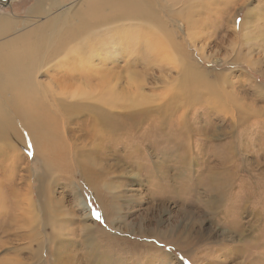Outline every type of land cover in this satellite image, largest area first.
Listing matches in <instances>:
<instances>
[{
	"label": "rangeland",
	"instance_id": "obj_1",
	"mask_svg": "<svg viewBox=\"0 0 264 264\" xmlns=\"http://www.w3.org/2000/svg\"><path fill=\"white\" fill-rule=\"evenodd\" d=\"M182 2L190 12L169 17L164 35L155 25L147 54L134 38L148 23L126 17L93 24L65 48L88 38L69 51L68 65L63 53L41 63L34 80L42 103L32 99L31 112L41 114L65 149L51 148L56 153L48 159L33 153L26 135L25 150L0 138V264H88V251L93 264H264V0ZM38 3L42 13L33 8ZM82 3L10 0L0 6V18L12 20L0 45L8 34H26L28 22L61 11L71 17ZM177 20L192 28L194 43ZM163 40L171 48L159 49ZM148 56L155 61L145 63ZM109 69L119 77H97ZM87 83L88 93L113 86L137 106L109 115L99 100H72L66 88L85 90ZM53 97L66 106L48 118L43 113ZM140 97L150 101L141 106ZM7 100L0 95V115L22 133L20 101ZM101 113L117 114L129 127L96 125ZM220 176L224 185L211 194L206 185ZM83 223L89 237L79 230Z\"/></svg>",
	"mask_w": 264,
	"mask_h": 264
},
{
	"label": "bare ground",
	"instance_id": "obj_2",
	"mask_svg": "<svg viewBox=\"0 0 264 264\" xmlns=\"http://www.w3.org/2000/svg\"><path fill=\"white\" fill-rule=\"evenodd\" d=\"M182 1H185V0H83V3L79 7L80 9L76 10V12L74 11L75 14L73 12V16L71 17L67 14V12L61 11L60 13L56 14V16L51 17L49 20L47 21L45 20V22L43 21L40 24L39 23L37 24V22L36 23L31 22V21L28 22V24H30L31 27H29L30 29L26 32V34L21 33L18 36L17 35L13 36V35L8 34L7 41L0 45V95L6 98L9 97V100L16 99L18 102L20 101V104H19L20 109L22 110L23 108L22 115H21L22 119L20 120L22 121L23 125L21 123L20 124L24 131L20 133L18 128L14 130L12 127V124H10L11 120L9 121L8 116L5 117V114H3V115H0V138L6 139L8 137L9 140L11 139L13 140V142H15V145H18L20 148L25 150L26 144L24 142L23 137L24 135H26L31 142V148H33V153L34 154L41 153L42 155L44 154L45 156H48V159H50L49 155L51 156V154L56 153L51 148L55 146H60L61 144L62 146L60 148L65 149L63 139L60 136L59 138L58 136H54L50 132L49 130L50 127L45 122H43V117L41 116V114L31 112V109L34 108L36 103L40 101L42 103L41 98L43 96L42 97L40 96V94H42L41 93L42 90L37 87L36 82L34 80L35 75L38 73V69L41 63L47 60H54L60 54L63 53V61L66 60L64 64L68 65L70 63L69 60L71 61L74 59L73 55L72 56L69 55V51H73L76 47L78 48L79 46L84 47L88 41V38H83L79 41L78 44L68 47L67 49L65 48L72 42L79 40L81 35L86 34L88 31L94 29L93 24H98L100 21H103V22L113 21L114 22L117 19L126 18V17L131 18L134 22H137L139 24L148 23L149 27L144 26L145 28L143 29L144 36L142 38L141 37L134 38L137 41L144 42L145 48H146V54H147V52L153 49V46L155 45V40L153 38V35L157 33L155 29L156 27L154 28L155 25H157L159 29H161L160 31L164 35V33L166 34L168 30V27L166 26V24H167V20H169V17H172V15L176 14L175 16L180 18L182 17L181 15L183 13L190 12L191 9L187 8L186 6V4L188 3H185ZM192 1H197V0H190V2ZM170 2H173V3L170 4ZM33 8L36 11V13H42L41 10L43 9V5L41 3H38ZM177 21H178L177 24L182 26V29L189 30V31L188 30L186 31L189 32L190 44L194 43L195 38H194V34L191 32L192 28L187 27L184 24H181L179 20ZM22 22H24V20L23 21L21 20L20 24ZM11 23H12V20L9 18H6V19L4 17L0 18V37L8 32V29ZM185 24L186 25L188 24L186 20H185ZM105 25L107 24H102L101 27ZM150 25L153 27H150ZM95 28L99 29V27H95ZM19 31H23L22 26H20ZM159 44H160L159 49L171 48V45L167 43L166 40L160 41ZM173 44H178V43L174 42ZM97 56L100 58L101 54ZM86 57L87 56L85 55L84 58ZM161 58L163 57H159L158 59H161ZM174 58L176 57L174 56ZM89 59H92V58H89ZM97 60L100 61V59H97ZM149 60H151L152 62L155 61L152 57L148 56L146 57L145 63L149 62ZM176 60H178V57L176 58ZM76 62L78 65L82 66L83 70H86L81 60L78 59ZM178 63L179 62L177 61V63L175 64L179 66ZM181 64L182 63H180V65ZM112 69L107 70V72L105 73H98L97 77H101L103 79H106L108 77V79H111V81H114L116 78L119 77V74L117 75V73H114V70ZM85 72H87V70ZM89 72H91L90 74L91 76H89L87 79H84L83 80L84 82H88L90 81V78L91 79L93 78L94 69L90 70ZM135 75L137 77L138 73L136 72ZM88 86H90V83H87L85 85L86 91L84 89L79 90L74 87L72 88L71 86L66 88V90L71 92L69 93L71 94V96L70 95L69 96L71 97L72 100L78 99V97H82L81 99H85V100H99V102L101 103V107L105 109V111L109 115L113 114L114 112L117 113L118 110H121L122 108L134 110V108H136L137 106V101L135 97L130 98L127 95L122 96L119 93V91L116 90L117 88L114 89L113 86L111 87V90H108L104 94L96 95L93 92H89L91 94L89 96H88L89 93L87 91V88H89ZM92 94L94 95L92 96ZM35 97H36L35 99L36 103L34 104L32 102V99L34 100ZM50 100L51 102L48 103V106L46 107L48 109L47 113L44 110L46 109L44 107L46 104L43 102L44 104L41 105V103H39V105L41 106L42 110L45 111L43 113V114H46L45 117L47 116L48 118H54L53 112L64 108L66 106V103L63 99H59V98L57 99V97L50 98ZM149 101H150V98L140 97L141 106L143 105L144 102H149ZM10 102H13V101L11 100ZM0 111H2V113H5V111L3 110H0ZM126 117L127 118L131 117V119H133V117L135 116H126ZM93 121L96 125H99V124L109 125L110 126L109 130L114 131V132L119 131L123 128L129 127V126L122 125V120L120 121L118 120L117 114L113 116L112 118H108L107 116H105V114L101 113L100 116L98 117V120L93 119ZM182 121H183L182 119H178V121H176L178 126L183 125ZM132 126L133 124L131 125V127ZM158 127H161V126L159 125ZM96 128L97 130H99V128L101 127L99 126ZM178 133L181 135L180 127L177 130V134ZM117 139L118 138L116 137L112 138V142L113 141L116 142ZM175 146L177 148H180L179 141L175 142ZM176 169H179V168L177 167ZM157 171H159V168ZM222 176L217 177L215 179V182L210 180L208 184L206 185L208 189L211 191V194L214 193L215 195H217L219 193L217 192V190L222 189L221 187L224 185ZM217 179H219L220 181H217ZM89 185H91V182L89 183ZM12 197L14 198L16 197L15 191H12ZM14 202H15L16 207L19 209L20 204L16 203L17 201H14ZM85 205H84V202L82 201L80 202V206L86 212ZM108 209H110L109 206H108ZM45 218H46V222L48 223L49 219L47 217ZM21 219H23V217ZM42 226H44V224ZM108 226L109 228H111L110 224ZM87 228L88 227L84 223L79 228V230H81V233H83L85 237H89L90 233H92V229L90 227H89L90 230L86 233L85 230ZM124 231H126L125 228H124ZM145 234L150 235V233H145ZM83 244L87 246L85 242ZM42 250L43 248L41 249V251ZM57 253H55L56 257H57ZM88 253H90V255L86 256L84 260L88 262V264H93L92 263V260L94 258L93 252L88 251ZM100 253L105 254L103 252H100ZM52 254L53 255H50V257L54 258V253Z\"/></svg>",
	"mask_w": 264,
	"mask_h": 264
},
{
	"label": "water",
	"instance_id": "obj_3",
	"mask_svg": "<svg viewBox=\"0 0 264 264\" xmlns=\"http://www.w3.org/2000/svg\"><path fill=\"white\" fill-rule=\"evenodd\" d=\"M10 3V0H6L5 2H0V6H7Z\"/></svg>",
	"mask_w": 264,
	"mask_h": 264
},
{
	"label": "snow or ice",
	"instance_id": "obj_4",
	"mask_svg": "<svg viewBox=\"0 0 264 264\" xmlns=\"http://www.w3.org/2000/svg\"><path fill=\"white\" fill-rule=\"evenodd\" d=\"M97 215H99V214H97Z\"/></svg>",
	"mask_w": 264,
	"mask_h": 264
}]
</instances>
